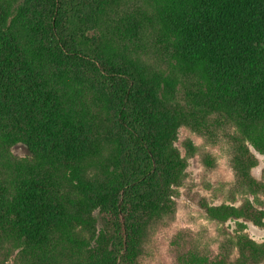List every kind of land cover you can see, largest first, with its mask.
I'll list each match as a JSON object with an SVG mask.
<instances>
[{"label": "trees", "instance_id": "1", "mask_svg": "<svg viewBox=\"0 0 264 264\" xmlns=\"http://www.w3.org/2000/svg\"><path fill=\"white\" fill-rule=\"evenodd\" d=\"M108 1L119 2H100ZM147 1L166 35L165 52L204 79L202 106L225 114L242 140L264 153V0ZM70 3L24 0L15 11L12 2L0 0V238L22 242L43 261L59 242L71 241L77 224L95 226L99 211L110 231L98 237L87 264H134L139 237L173 201L177 166L162 158L155 117L128 68L133 64L86 50L72 28ZM138 15L117 23L123 48L127 40L140 45L148 17ZM75 83L105 101L108 131L90 108L73 109ZM239 136L235 162H251ZM19 144L32 153V165L22 167L10 155ZM101 146L116 149L105 163L115 173L96 185L82 173L103 153ZM48 165L87 205L79 196L75 206L57 194L60 184L53 186L37 171ZM242 180L252 184L248 177ZM228 212L214 215L225 220Z\"/></svg>", "mask_w": 264, "mask_h": 264}, {"label": "rangeland", "instance_id": "2", "mask_svg": "<svg viewBox=\"0 0 264 264\" xmlns=\"http://www.w3.org/2000/svg\"><path fill=\"white\" fill-rule=\"evenodd\" d=\"M6 1L12 2L16 11L24 0ZM84 1L86 5L71 0L73 30L94 55L106 53L120 64H133L128 68L142 86L147 111L155 117L162 158L177 166L178 187L173 201L155 213L139 237L134 264H188L192 257L197 258L193 264H264V153L242 140L240 132L224 119L225 114L219 116L202 106L204 79L198 70L182 68L165 52L166 35L149 1L119 0L117 5L111 1L103 5L101 0H94L91 6ZM139 12L148 17L140 45L137 48L127 40L123 48L117 23L123 18L138 20ZM70 92L74 110L87 111L88 107L103 130L111 128V113L102 98L76 83ZM238 136L251 162H235L234 155L240 153L234 141ZM110 149L101 146L103 153L82 173L85 180L101 185L111 178L113 168L105 163L116 149ZM10 155L22 167L34 160L22 144L11 148ZM37 171L53 186L54 182L60 184V197L73 199L76 206L79 196L87 205L56 167L38 166ZM246 177L251 185L242 180ZM224 209L229 210L227 219L215 217L214 213ZM94 213L95 226L77 224L71 241L59 242L43 261L22 242L0 238V264H33L32 256L37 264H49L48 260L87 264L98 237L110 231L104 216L99 211Z\"/></svg>", "mask_w": 264, "mask_h": 264}]
</instances>
